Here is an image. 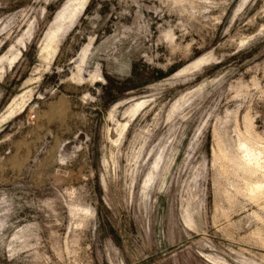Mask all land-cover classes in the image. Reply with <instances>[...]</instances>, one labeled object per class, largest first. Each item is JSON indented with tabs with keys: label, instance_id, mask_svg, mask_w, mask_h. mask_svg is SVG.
<instances>
[{
	"label": "rangeland",
	"instance_id": "obj_1",
	"mask_svg": "<svg viewBox=\"0 0 264 264\" xmlns=\"http://www.w3.org/2000/svg\"><path fill=\"white\" fill-rule=\"evenodd\" d=\"M20 97L0 264H264V0H0Z\"/></svg>",
	"mask_w": 264,
	"mask_h": 264
},
{
	"label": "bare ground",
	"instance_id": "obj_2",
	"mask_svg": "<svg viewBox=\"0 0 264 264\" xmlns=\"http://www.w3.org/2000/svg\"><path fill=\"white\" fill-rule=\"evenodd\" d=\"M83 7H81V8L83 9ZM78 9L76 10V12L78 11ZM76 12L73 13V14L71 13L69 16H66L65 14H62L60 16L59 25L55 29H52L47 34V41L49 43L56 42L58 40L59 36L64 34L69 29V27L71 26V24L74 22V20L76 18ZM143 103H144V100H139V101L135 102V104H134V106L132 108V112L135 113V111H137L138 108ZM24 104H25V99L23 97L15 98L14 100H12V102L9 103L6 111L2 114V116L0 118V122H4L7 118L13 116L19 108L23 109L24 106H25ZM243 147L246 149L247 155L250 156L249 155L250 152H249V149L246 146V144H244ZM251 156H253V153H251Z\"/></svg>",
	"mask_w": 264,
	"mask_h": 264
},
{
	"label": "built area",
	"instance_id": "obj_3",
	"mask_svg": "<svg viewBox=\"0 0 264 264\" xmlns=\"http://www.w3.org/2000/svg\"><path fill=\"white\" fill-rule=\"evenodd\" d=\"M33 117H34V115H33Z\"/></svg>",
	"mask_w": 264,
	"mask_h": 264
}]
</instances>
